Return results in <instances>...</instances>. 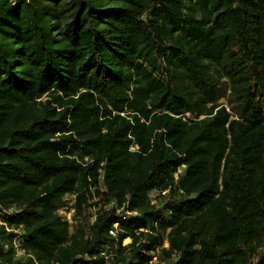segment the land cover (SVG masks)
<instances>
[{
    "label": "trees",
    "instance_id": "trees-1",
    "mask_svg": "<svg viewBox=\"0 0 264 264\" xmlns=\"http://www.w3.org/2000/svg\"><path fill=\"white\" fill-rule=\"evenodd\" d=\"M154 256L264 264V0H0V264Z\"/></svg>",
    "mask_w": 264,
    "mask_h": 264
},
{
    "label": "rangeland",
    "instance_id": "rangeland-1",
    "mask_svg": "<svg viewBox=\"0 0 264 264\" xmlns=\"http://www.w3.org/2000/svg\"><path fill=\"white\" fill-rule=\"evenodd\" d=\"M155 194H151V197H154ZM57 212L62 217V219L66 220L70 226V231H74L75 229H84L87 230L89 227V223L93 220V215H89L88 224H85L82 221L77 220L74 217L73 210V197L65 196L58 204H57ZM130 242V241H129ZM128 243H124L126 245ZM20 254V253H19Z\"/></svg>",
    "mask_w": 264,
    "mask_h": 264
},
{
    "label": "built area",
    "instance_id": "built-area-1",
    "mask_svg": "<svg viewBox=\"0 0 264 264\" xmlns=\"http://www.w3.org/2000/svg\"><path fill=\"white\" fill-rule=\"evenodd\" d=\"M164 194V193H163ZM110 234H114V231H111ZM157 262L156 256L152 258V260L149 262V264H155Z\"/></svg>",
    "mask_w": 264,
    "mask_h": 264
},
{
    "label": "bare ground",
    "instance_id": "bare-ground-1",
    "mask_svg": "<svg viewBox=\"0 0 264 264\" xmlns=\"http://www.w3.org/2000/svg\"><path fill=\"white\" fill-rule=\"evenodd\" d=\"M129 241H130L129 239H125L124 243H129Z\"/></svg>",
    "mask_w": 264,
    "mask_h": 264
}]
</instances>
